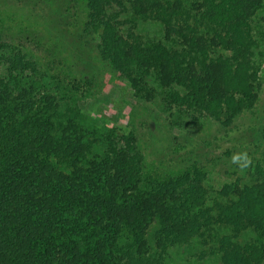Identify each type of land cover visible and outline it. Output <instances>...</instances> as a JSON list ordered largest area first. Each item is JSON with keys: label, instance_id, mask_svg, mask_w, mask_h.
Instances as JSON below:
<instances>
[{"label": "trees", "instance_id": "1", "mask_svg": "<svg viewBox=\"0 0 264 264\" xmlns=\"http://www.w3.org/2000/svg\"><path fill=\"white\" fill-rule=\"evenodd\" d=\"M0 6V264H168L191 243L264 264V0ZM107 69L169 113L167 161L146 121L81 108Z\"/></svg>", "mask_w": 264, "mask_h": 264}, {"label": "rangeland", "instance_id": "2", "mask_svg": "<svg viewBox=\"0 0 264 264\" xmlns=\"http://www.w3.org/2000/svg\"><path fill=\"white\" fill-rule=\"evenodd\" d=\"M184 1L192 5L198 0ZM4 8V6H0V11H5ZM15 11H17L15 13H17L18 22L27 25L32 24L33 28L47 33L48 27H45L39 13L29 12L26 6L16 7ZM144 23L139 24L138 31L145 32L149 27L154 28L150 22ZM94 42L95 46L97 40ZM102 76L105 82L103 87L94 91L93 95L80 100L81 108L93 116L103 115L114 118L123 123L127 130L135 129L139 127L141 122L146 121L145 127L143 126L144 129L142 127L139 132L143 131L149 137L150 145L148 148L152 152L149 161H167L169 159L168 154L173 151L175 144L182 141V139L177 140L182 136L179 129L169 124V113L162 110L158 102L144 103L137 99L128 82L118 78L108 69L103 71ZM214 126H211V130L214 129ZM210 179V185L215 187L225 180L220 174H211ZM172 251L168 264H221L220 259L209 254L208 248L200 243H191Z\"/></svg>", "mask_w": 264, "mask_h": 264}]
</instances>
